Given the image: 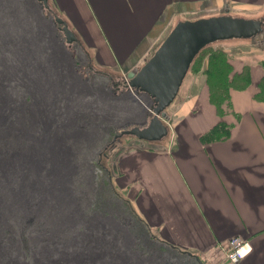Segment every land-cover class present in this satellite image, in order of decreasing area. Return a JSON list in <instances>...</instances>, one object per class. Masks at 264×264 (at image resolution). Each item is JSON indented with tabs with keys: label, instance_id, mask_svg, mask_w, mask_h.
Segmentation results:
<instances>
[{
	"label": "rangeland",
	"instance_id": "1",
	"mask_svg": "<svg viewBox=\"0 0 264 264\" xmlns=\"http://www.w3.org/2000/svg\"><path fill=\"white\" fill-rule=\"evenodd\" d=\"M49 3L55 8L51 0ZM50 13L42 11L37 0H0V251L10 256L12 264H51L57 258L52 256L54 248L61 247L64 254L59 258L66 255L72 259L78 250L93 258L96 253L91 252L100 251L102 258L96 264H120V259L114 258L117 246L134 264L153 249L170 257L164 248H154L141 228L132 195L120 186L117 166L121 155L139 147L169 148L183 87L196 79L207 86L203 69L195 65L188 72L179 95L167 109L164 123L169 134L163 141L149 143L128 135L114 141L122 130L145 126L151 119L148 107L154 102L145 94L119 91L108 72L101 74L92 68L82 45H65L55 15ZM207 14L187 19L209 18ZM233 42L240 45L231 46ZM248 43L258 47L251 48ZM211 45L227 51L232 47L228 54L233 66L231 54L246 65L249 57L260 53L263 43L232 39ZM128 71L118 72L126 77ZM169 149L173 151L175 146ZM26 158L33 160V165L25 164ZM7 162L28 170L27 174L18 172L23 202L13 200L11 189L21 177L4 175L12 169ZM59 164L64 169L60 174L54 170ZM54 171L65 180L60 193L55 183L49 182L53 177L44 176L56 177ZM33 182L37 193H32ZM95 233L96 246H85L88 236Z\"/></svg>",
	"mask_w": 264,
	"mask_h": 264
},
{
	"label": "crops",
	"instance_id": "2",
	"mask_svg": "<svg viewBox=\"0 0 264 264\" xmlns=\"http://www.w3.org/2000/svg\"><path fill=\"white\" fill-rule=\"evenodd\" d=\"M51 2L91 61L119 71L142 65L178 21H192L187 17L206 12L205 17H264V0ZM259 52L247 59V90L230 91L232 111L224 119L233 126L228 140L202 144L200 136L219 118L208 87L197 79L183 87L185 78L168 144L175 150L139 147L120 156V186L129 189L137 215L160 242L153 247L171 255L153 249L137 264H192L190 259L198 264L196 257L205 264H230L228 243L235 237L252 246L238 264H264V101L255 98L264 77V41ZM231 55L235 71L242 70L245 64Z\"/></svg>",
	"mask_w": 264,
	"mask_h": 264
},
{
	"label": "water",
	"instance_id": "3",
	"mask_svg": "<svg viewBox=\"0 0 264 264\" xmlns=\"http://www.w3.org/2000/svg\"><path fill=\"white\" fill-rule=\"evenodd\" d=\"M39 1L49 8V0ZM56 23L63 32L66 43L82 45L61 16L56 15ZM170 31L154 54L142 65L129 70L126 76L130 90L136 94L144 93L153 100L154 105L148 107L151 119L145 126L122 130L114 137V141L126 135L149 143L163 141L169 134V127L164 123L166 111L177 98L197 54L219 41L253 39L257 43H263L264 17L248 19L220 15L197 21L181 20ZM196 260L198 264H204L199 257Z\"/></svg>",
	"mask_w": 264,
	"mask_h": 264
},
{
	"label": "trees",
	"instance_id": "4",
	"mask_svg": "<svg viewBox=\"0 0 264 264\" xmlns=\"http://www.w3.org/2000/svg\"><path fill=\"white\" fill-rule=\"evenodd\" d=\"M51 10H53L52 6L50 7ZM54 11V10H53ZM55 12V11H54ZM56 23V22H55ZM57 24V23H56ZM59 26V25H58ZM62 34L63 32L58 29ZM79 41L80 37H78ZM65 45H67L68 47H71L72 45H69L68 43H65ZM61 47H63V49L65 48L62 45L61 42ZM229 52L226 49L223 48H214L212 47V45H208L207 47H205L199 54H197V57L195 58V60L193 61V63L191 64V67H189V71L194 67L195 65L197 68H199L200 70L203 69V76L204 78H206V84L208 87V93H209V99L211 102V105H213L216 109V113L218 115L217 118H219V122L216 124V126H214L211 130H209V132L203 134L200 136V140L202 141V144H211L214 142H221V141H226L231 137V129L233 128L232 125L228 124L225 122V116L228 115L229 113H231L232 111V104H231V92L232 90H247V88L250 85V67L249 66H245L242 68V70L240 71H235L234 67L232 66L231 63V58L228 54ZM264 67V60H262L261 64ZM76 70V69H75ZM68 74H66L65 76H67ZM258 92L255 94V98L257 100L260 101H264V77L261 80V82L259 83V90H257ZM141 95L144 93H140ZM150 99V98H149ZM151 103H153V100L150 99ZM61 124V123H60ZM24 156V155H21ZM32 158V157H31ZM23 159V157L21 158ZM28 158H26V163L25 164H32L33 160H30V162H28ZM22 164V163H21ZM62 164V163H60ZM59 167L54 168V170L58 171L59 174L61 171L64 172V169H62L60 166ZM5 165H9V168L12 167V169H8L4 172V175L7 178H16L17 176H20L18 172L22 173V174H27L28 170L25 169L24 165H21L22 167H18L19 163L16 164H10L7 162V164ZM17 165V166H16ZM33 165V164H32ZM31 166V165H30ZM57 166V165H56ZM117 168V167H116ZM27 170V172H26ZM56 171H54V173H56ZM26 172V173H25ZM47 173H50V171H48ZM46 173V174H47ZM2 172H1V176H2ZM44 173V176L47 177V179H50V177H53L52 180H50V183H55V188L57 189L58 193L61 192V190L65 189V180L64 177L60 176L56 173V177L55 176H49V174L46 175ZM25 183H26V179H25ZM35 183L33 182L31 186L32 189V193L34 192H38V190L36 189L37 187L34 185ZM25 186V185H24ZM22 177L20 179L19 184L12 188L11 191L13 192V200H19V201H24L25 198V193L24 190L22 189ZM54 188V189H55ZM1 215V213H0ZM137 219L139 220V224H141V228L143 230H145V234L148 235L150 241L152 242V244H157L156 241H158L157 237L155 235H152L153 232L151 230V228L149 227V225L142 220L137 214ZM97 233L93 234V235H89L88 239H86V243L85 246L87 247H93L96 246V240L98 239V236H96ZM106 245V244H105ZM59 251V252H58ZM113 250H111L110 252H112ZM5 252H1L0 251V264H12V261L10 259V256L7 257L4 254ZM64 254V251L62 250V247L58 250V248H54L53 254L52 256L56 255L55 257H57L55 260H53L51 262V264H72V263H77V264H96L95 262L97 260H100L102 257L100 255V251H94L91 253H96L93 254L91 258L89 254H87L86 252H82L78 250L77 255L70 259L68 256H64V257H60L59 258V254ZM114 258L120 259V264H134L131 263V261L126 258V255H122V252L120 251L119 247L117 246L114 250ZM123 260V261H122ZM142 260L141 258L138 260V262ZM136 262V261H135ZM50 264V263H49Z\"/></svg>",
	"mask_w": 264,
	"mask_h": 264
},
{
	"label": "flooded vegetation",
	"instance_id": "5",
	"mask_svg": "<svg viewBox=\"0 0 264 264\" xmlns=\"http://www.w3.org/2000/svg\"><path fill=\"white\" fill-rule=\"evenodd\" d=\"M37 4H39L41 6L42 11H48L49 13L52 12V10L50 9L52 4L49 3V8H46L45 5L39 0H37ZM52 8H53V6H52ZM53 10H54V8H53ZM54 11L52 13H50V14H54L55 15L54 19H55V22H56V15H59V14L56 12V10H54ZM51 18H52V16H51ZM57 25H58V23H57ZM89 60L91 61V59H89ZM91 63H92V68L98 69L99 70L98 72H102L101 74H104V72H108L109 75H110L109 78L112 81L111 84L113 86H115L119 91H122V92L125 91V90L130 91V87L128 85L127 79H126V77H124V73L118 72L119 70H117L115 73H113V71H111V69L103 70V69H107V68H99L97 65L94 64V62H91ZM119 73H120V75H119ZM106 75H108V74L106 73Z\"/></svg>",
	"mask_w": 264,
	"mask_h": 264
},
{
	"label": "built area",
	"instance_id": "6",
	"mask_svg": "<svg viewBox=\"0 0 264 264\" xmlns=\"http://www.w3.org/2000/svg\"><path fill=\"white\" fill-rule=\"evenodd\" d=\"M230 246L227 252V261L231 264H238L252 252V246L239 237L232 238L228 243Z\"/></svg>",
	"mask_w": 264,
	"mask_h": 264
}]
</instances>
